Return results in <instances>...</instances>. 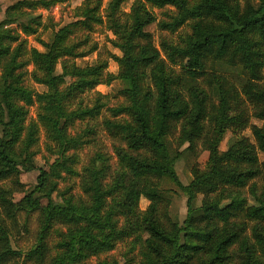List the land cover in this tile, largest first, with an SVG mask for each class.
<instances>
[{
    "label": "trees",
    "instance_id": "16d2710c",
    "mask_svg": "<svg viewBox=\"0 0 264 264\" xmlns=\"http://www.w3.org/2000/svg\"><path fill=\"white\" fill-rule=\"evenodd\" d=\"M65 1L19 0L9 7L0 27L20 22L26 8H50ZM125 1L109 0L104 6V0H84L76 8L77 19L62 25L49 41H42L44 51L32 48L25 60L21 57L24 42L12 48L8 41L20 40L19 34L7 29L0 32V181L16 173L19 166L37 168L18 161L14 145L23 142L26 149L30 148L39 141L41 129L48 150L67 159L63 169L80 175L73 169L78 155L69 151L89 143L88 133L93 131L71 135L69 127L77 120L101 115L109 96L95 91L89 103L81 100L72 106L98 85L122 81L124 86L118 93L124 100L110 110L114 117L128 116L106 118L104 122L110 134L124 143L115 147L118 168L112 170L106 153L92 155L81 173L86 199L76 200L63 192V203L48 206L40 217L37 242L26 256L45 261L49 251L46 238L59 224L67 230L56 229L61 239L50 264H82L91 256L112 250L117 241L132 236L142 225L149 233L143 242L142 264H229L233 246L242 251L237 264H264V185L259 189L256 183L251 184V199L236 192L264 170V160L259 158V151H264V124L253 126L256 144L234 137L227 150L220 151L227 130L240 124L243 117L230 113L231 90L218 81L220 101L207 105L208 93L187 81H196L204 74L207 60L239 63L250 79L243 90L256 116L264 120V86L257 83L264 63V0H245L244 4L240 0H134L127 14L122 10ZM166 6L176 12L169 15L171 21H163L160 26L175 32L188 22L191 33L178 42L163 39L164 58L146 27L156 20L151 9ZM31 18L21 21L26 32H36L32 24L39 23L38 17ZM101 24L115 34L112 43L122 50L121 56L110 55L120 66L116 75L107 70L109 59L98 58L84 66L76 61L87 54L81 48L90 41L95 26ZM96 49L95 43L89 52ZM166 60L180 65L184 76H174ZM29 63L34 65L33 79L46 85L47 90L38 92L25 84L23 68ZM59 63L61 73L56 70ZM33 105L36 118L27 124ZM207 121L211 128L205 131ZM177 125L180 138L189 142V148L203 138L209 150L206 169L194 168L188 184L178 177V154L169 144V135ZM133 149L142 152L133 153ZM38 169L36 188L20 202L10 199L8 190L0 187V204L8 216L35 207L43 198L33 195L47 186L49 173ZM54 174L61 177L60 172ZM165 179L187 196L188 213L182 224L166 204L170 191L162 187ZM55 189L56 184L45 196L50 198ZM200 195L203 197L197 204ZM142 196L150 200L145 210L139 207ZM162 205L166 208L164 215ZM239 217L242 221L238 222L235 218ZM18 254L10 245L8 227L0 221V264H11Z\"/></svg>",
    "mask_w": 264,
    "mask_h": 264
},
{
    "label": "rangeland",
    "instance_id": "374dc122",
    "mask_svg": "<svg viewBox=\"0 0 264 264\" xmlns=\"http://www.w3.org/2000/svg\"><path fill=\"white\" fill-rule=\"evenodd\" d=\"M18 1L19 0H0V25L7 19L9 7ZM83 1L84 0H82V2ZM240 1L243 4L245 3V0ZM108 2L109 0H104V6H106ZM133 2L134 0H126L123 3L122 10L126 14L129 13ZM78 3H80V0H67L65 2L55 4L50 8H26L27 14L26 16L20 17V22L14 21L5 23L4 27H0V32L3 29H7L10 30L12 34H19L20 40L12 41L8 39V41L12 42V48L18 47L20 42H24L21 57L25 60L30 57L32 48L44 51L45 47L43 46L42 41H49L54 32L62 25L77 19L76 8L81 5ZM151 10L155 14L156 20L147 25L146 30L151 32L154 45L161 50L162 56L165 58V54L161 48L163 39L176 42L181 41V37L191 33V26L187 22L180 26L175 32L163 29L160 24L163 21H171L172 19L169 15H173V13L176 12V9L172 6H166L164 8H153ZM31 16L38 17L37 21H39V23L36 22L32 24L33 27H36V32H26L22 26L24 22H29V20L31 21ZM125 17L126 15L123 18ZM21 21H23V23ZM90 37V41L83 45V48H81L87 54L77 58V63L84 66L88 63L94 62L98 58L109 59V67L107 70L115 75L118 74L120 70L119 63L113 57H110L112 54L117 56L122 55V50L119 47L114 46L112 43V39L116 38L115 34L109 30L105 24H101L95 26ZM95 43L97 45V49L89 52ZM262 49L264 51V45L262 46ZM23 57H25V59ZM166 62L169 67V71L174 76H184L180 65H173L168 60H166ZM33 70V63H29L23 68V71H26L25 84L38 92L47 90L46 85L38 83L33 79ZM56 70L57 73L62 72V65L60 63L57 65ZM261 74L262 77L257 83L260 87H263L264 63L263 68H261ZM249 80L247 71L239 63H229L228 61L211 62L208 60L206 61L205 72L203 75L199 76L196 81H190V79L187 80L190 83L195 82L196 86L204 89L208 93L209 99L207 101V105L212 103L216 105L220 101L219 84H217L218 81H220L225 88H229L231 90L233 98L231 100L232 110L230 113L234 116L241 114L243 117H241L242 122L240 124H234V126L227 130L224 139L219 145L220 151L227 150L230 139L234 137L244 138L247 141L256 144V140L253 135V126H262L264 124V120L256 116L254 105L243 90L244 83ZM123 86L124 84L120 79L112 80L110 85L100 84L94 91L83 93L80 96L81 99L79 98L73 103L72 107H76L77 103L81 100L85 104L89 103L95 91H100L109 96L107 105L103 108L101 115L95 118L77 120L73 126L71 125L69 127L71 135H78L86 129L93 131L92 133H88V137L91 138L89 143L78 150L69 151V153L76 152L78 155V160L74 163L73 169L80 173V175L73 173L69 174L63 169V165L68 161L66 158H60L58 154L48 150L46 146V135L43 129L40 131L39 141L30 148L26 149L23 142H17L14 145L15 158L20 162H24V164L28 167L34 164L37 168L27 170L23 166H19L16 173H13L9 177L0 181V187L8 190L7 195L10 199L15 202H20L26 195L36 188L38 184V176L40 174V170L38 168L42 167L49 174L47 186L45 188H39L33 195V198H36L39 195H44L35 207L18 210L16 211L15 216L10 217L6 214L0 204V221L4 222V224L8 227L10 245L14 250L20 252V254L16 255L11 260V264H50L51 257L59 250L58 242L61 239V236L56 229L60 228L63 231H66L67 227L60 224L57 225L58 227L52 230L50 235L46 238L49 251L45 261L38 262L35 259H30L26 256V253L34 246L35 242H37V233L40 225L41 214L48 208V206L63 203V192L67 193V197L69 195L74 196L76 200L81 198L86 199L81 188V173H83V167L92 155L97 152H104L109 156L112 170L114 171L118 168L119 159L115 151V147L118 145H124V143L110 134V131H108L104 122L106 118H128L125 114L114 117L112 116L110 110L111 107H115L123 102L124 98L118 93L119 89ZM35 118L36 105H33L30 107L27 124ZM210 128V122L207 121L205 131ZM169 144L173 152L178 154V158L175 162V168L182 183L188 184L193 179L194 168L201 170L206 169L209 160V150L205 147L203 138H199L195 146L193 148H189V142L180 138V128L177 125L173 132L169 135ZM132 152L139 153L142 151L133 149ZM259 158L260 161L264 160V151H259ZM56 171L61 173V177L54 174ZM252 183H256L257 187L261 189L264 185V170L261 171V174L257 178L251 180L246 187L240 188L236 192L245 198L251 199L250 186ZM55 184L56 189L51 192V197L49 198L48 196H45ZM162 187H165L166 192L170 191V198L166 203L168 205V209H170L172 216L177 218L182 224L188 213L187 196L170 180H163ZM229 191H231V189H229L228 192ZM201 197L203 196H199L197 204H200L199 199H201ZM149 203L150 200L145 196H142L139 202L140 209L145 210ZM165 211L166 208L162 205L163 215ZM235 220L239 222L242 221V218H235ZM246 231L249 233L250 229L248 228ZM148 236L149 233L142 225H139L132 236L117 241L112 250H107L99 255L91 256L82 264H142L143 256L141 251L143 250V242L148 238ZM230 254L231 257L229 264H237L240 260L242 251L239 250L237 246H233L230 248Z\"/></svg>",
    "mask_w": 264,
    "mask_h": 264
},
{
    "label": "crops",
    "instance_id": "0c3cea01",
    "mask_svg": "<svg viewBox=\"0 0 264 264\" xmlns=\"http://www.w3.org/2000/svg\"><path fill=\"white\" fill-rule=\"evenodd\" d=\"M81 2H82V0H80V3H78V4H81Z\"/></svg>",
    "mask_w": 264,
    "mask_h": 264
}]
</instances>
